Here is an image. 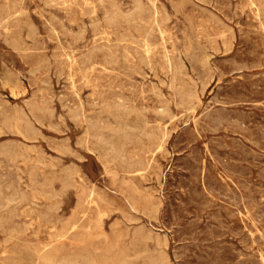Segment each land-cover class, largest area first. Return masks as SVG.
Listing matches in <instances>:
<instances>
[{
	"label": "rangeland",
	"instance_id": "374dc122",
	"mask_svg": "<svg viewBox=\"0 0 264 264\" xmlns=\"http://www.w3.org/2000/svg\"><path fill=\"white\" fill-rule=\"evenodd\" d=\"M5 1L0 0V162L2 160L4 161L0 163V178H1L0 181L2 180V182H0L1 183L0 199L1 196L3 195L2 196L3 198L0 200V207L2 208V209L0 208V222L1 219L5 220L1 222L5 225L3 224L1 225L0 223L1 226L0 228V262L1 263L0 264H47L46 261L38 260L37 258V255L39 253H42V250L43 253L45 251L48 252V250H50L49 251L50 253L52 252L53 261L51 263L49 262L48 264H58L59 262L61 263L63 260L67 258V256L68 258L70 257L69 259H71L72 257L71 260H74L73 263H75L76 261V263L79 262L78 264H82V263L95 264L96 262H98V260H101L106 256L111 257L113 255V253H106L105 251H103L104 250L103 247L108 242L114 241L115 237L113 231H115V229L117 230V228H119L118 231L120 230L122 234L118 240L119 243L118 249L122 250L127 258V262L125 264H146V262H148V259L150 257L157 258L160 255V253L164 251L166 252V254L168 253L167 256L169 259V264H185V263L203 264V262H205L204 264L206 263L217 264L218 261H220L218 264H222V263L223 264H230V263L231 264L233 263L234 264H264L263 261L264 260V252H263L264 251L263 250L264 249V237H263L264 236L263 233L264 232V224H263L264 223V208H263L264 207V194H263L264 193V181H263L264 180V136H263L264 134V77H263L264 76L263 73L264 72V31H263L264 30L263 29L264 0H210V1L208 0H67V1L53 0L55 2H53L52 0H47L48 2L46 0H23V1L5 0ZM15 1L18 3H16ZM49 2L52 3L49 4ZM15 3L17 5H15ZM67 3L68 5L70 3L72 4L68 6ZM138 3H140L141 6L143 7L142 19L134 18L137 9L136 5ZM1 5L3 8L1 7ZM153 5L156 6L158 11L157 16H158L159 26L153 24V16L151 15V10L153 8ZM49 11L52 12V15ZM117 11H120L123 14L129 13L133 15V18L131 16L130 18L126 19V17H123L121 15H115L117 18L111 21V15L112 14L114 15ZM47 12H49L50 15ZM237 12L238 15H236ZM15 14L16 16H18L17 19L15 18L16 16H14ZM50 17H52V19ZM54 17L56 19L58 18L57 20L58 22ZM147 17L149 18L147 19ZM11 18H13V21L16 19V21L13 22ZM59 18L62 21L59 20ZM11 21L15 24H13ZM23 21L28 23V25ZM134 21L136 23L138 21V23L136 24ZM61 22L64 24V26ZM109 23H111L113 29L111 28V25ZM140 25L142 26L139 27ZM144 25L148 27V28L146 27L148 32L150 30L152 34H154L152 35L151 39L153 42H155L154 43L155 46H154V52L151 54L150 61L148 62L146 60L142 61L141 58L142 55L137 54L135 50L131 49L134 56H130L129 58H127V56L124 57L123 55H121L117 62L110 63V65L103 63L102 58L100 57L101 51L97 49L98 46L99 47L101 46L100 43L105 44L106 40L108 38L109 39L111 38L112 39V40L110 39L111 42H116L118 44L120 43L119 46H121L123 44H126V42H128V40L130 39L132 40L133 38L135 40L136 38L141 39V37L147 32L146 28L145 30L143 28L145 27ZM30 26L34 27L35 30L32 29V27ZM106 28L107 29L109 28L108 30L110 32L107 31ZM152 28L154 29V31ZM19 29L21 31H19ZM59 29H61L63 32L59 31ZM193 29H195L196 31ZM111 30L114 31L116 30V32H113ZM83 31L85 32L83 33ZM113 33H115L116 36L113 35ZM122 33H123L122 35L123 37L121 36ZM35 34L37 35V37L35 36ZM78 34L79 36H77ZM124 34L126 36H124ZM31 35L32 36L34 35L35 37L34 38L31 37ZM48 35L51 36L49 37ZM64 35L66 36L64 37ZM59 38H61L62 40ZM38 39L40 43L38 42ZM98 39L101 40L99 41ZM96 40L99 43H97ZM33 42H37L35 43L37 47L33 44ZM14 44L15 45L17 44V47ZM41 44L43 46L45 45L44 46L45 50L44 48H41L43 47L40 46ZM93 44L95 47L93 46ZM63 45H65V47ZM57 46H59L60 49L59 48L56 49ZM67 46L69 47L68 49H66ZM190 47L191 48L193 47L194 50L191 49ZM91 48L99 52L98 57L94 59V61L97 62L94 63V66H92L93 64L91 62L83 60L85 59L84 53L87 54L90 50H92ZM41 49L43 51H41ZM77 49L78 51H76ZM121 52L123 51L121 50ZM166 55L168 56L170 55L175 58V61L177 62L178 65L176 71L172 72V70H170V68L166 66V62H165ZM76 58L78 63L76 62L70 65V61ZM120 61L123 63H121ZM208 61L210 62L208 63ZM59 62L60 63L62 62L61 65L63 64V68L65 67L64 69H62L63 71H61ZM65 62L67 65L65 64ZM229 62L231 63V65ZM253 62H258V63L256 64ZM82 63L84 65H82ZM78 64L82 66H79ZM127 66H129L130 68ZM81 67L86 70H83ZM124 67L125 69L126 68L128 69L125 70ZM120 68H122L123 70ZM82 70L85 71V73L81 72ZM196 70L199 71L197 72ZM34 72L35 74H33ZM156 72L158 73V75L155 74ZM221 72L222 74H220ZM7 74L9 75L8 77ZM211 74L212 77L210 76ZM83 75L86 76V78L88 79L87 80L84 77L85 82L82 77ZM203 75H205L204 78H202ZM10 76L13 78L16 77L17 79H19V81H21V83L24 86L27 87L25 94L16 98L13 97L11 94H9L5 86H3V81H5ZM73 77H74V82H73ZM218 77L220 78V80H218L219 79ZM261 77L263 78L261 79ZM28 78H30L31 80ZM195 79L197 80L196 82ZM43 80L49 83L45 81L43 82ZM251 82L253 84H251ZM204 83L206 84V86ZM36 89H39L40 91L39 90L36 91ZM46 89H48V91ZM163 92H165V94H163ZM158 93L159 94L161 93L160 94L161 96L158 95ZM67 94H69V96ZM76 94L79 96H77ZM184 94L186 95L188 94L189 96L186 97V95L184 96ZM80 96L83 98V100ZM145 96L147 97V99ZM148 96L150 99L148 98ZM225 96L228 97L225 98ZM249 97L251 98V101ZM73 98L78 99V101L76 99L74 100ZM119 98H122L120 100H122L123 102L122 106L120 105L118 106L119 108L118 112L122 113L123 122L125 121V123H128L129 120V124L131 123L130 125L137 126V124L139 123L137 127L141 128L140 127L141 124V126H143L142 128H144L145 122L148 121V123L146 124L147 128L153 125L152 127L154 128L156 127V129L160 130V128H162V130L165 131V133L168 132L167 141H166L167 136L165 135L164 137L165 142H163L161 148L157 150L154 149L153 152L149 151L146 153L145 162L147 164L145 163L142 168L140 166H137V164L134 165L136 169L132 165L131 167H128L126 165L128 167L126 168L124 167L125 163L123 164L119 159L114 160L115 162L118 163L112 161V163L114 162L115 166L110 164L109 167L107 166V168H105L102 164V161L99 158H97L98 156L95 153H91L90 151L82 147V145L79 143L80 137L84 136L85 131L87 130L89 125H90L89 129L91 133L94 132V130L98 126L100 128L102 127V130L108 131V129L105 128H109L111 123L115 121V118L112 116H108L106 114V110L104 112V109H106L108 106H111L113 104H119L118 103L120 101ZM137 99L139 100L137 101ZM141 100H142V104H141ZM46 102H48L49 105ZM209 103L211 106L209 105ZM34 104L37 107L34 106ZM43 104L49 107L47 108ZM50 104H51V108L52 107L54 108L51 109ZM42 106L44 108H42ZM31 107L33 108L35 107V110L32 108L35 113L32 112V110H30ZM101 107L102 108L105 107V108L102 109ZM162 107L167 108L170 112L167 110H165V112H160ZM211 107H214L212 109L214 112L210 110ZM99 108L101 110H99ZM47 109L48 110L50 109L49 112ZM221 109L223 112L221 111ZM235 109H237L239 112H237V110ZM99 111L101 114L99 113ZM72 112L73 114H71ZM77 112L79 113L77 114ZM51 113L53 114V116ZM74 113H76L77 115L75 116ZM35 114L38 117H40L43 121L42 125L39 124L38 122H36L37 124H35L37 130L41 132V135H39L38 138L30 136L28 130H25L27 127V122L29 120H33L35 118L33 117ZM70 115L72 116L74 115L77 121L74 118H71L72 116ZM48 116L49 118L51 117L54 119H49ZM89 117L93 119H90ZM94 117L98 118L97 121ZM99 117H101L102 119ZM85 118L88 119L90 122ZM232 119L233 121H231ZM132 120H134L133 122L135 124L132 122ZM139 121L141 122L145 121V122L143 124ZM16 122L18 123L19 131L15 126ZM91 122H93V125L91 124ZM97 122H100L99 125ZM108 122H110V124H107ZM50 123L59 124V125H55V124L53 125L60 130H56L52 127H49L48 124ZM219 124L221 125L219 126ZM185 125L187 126L185 127ZM198 125L199 128L197 127ZM233 126H235V128ZM20 129L23 131V133L22 131H20ZM61 129H63V131ZM134 131L135 133H137V129ZM180 137L182 139H180ZM7 141L8 143L10 142L11 144L9 143L10 145H8ZM22 142H24V144ZM58 142H60V144L62 142L68 145L69 148L64 150L65 153L63 152L61 153L58 150H56ZM214 142H216V144ZM3 146L4 147L6 146L8 148V151H6L7 150L6 147L4 148ZM127 146H128L127 150L130 152V155H133L137 151L140 154H142L141 152L142 150L139 149L138 147L139 145H137L136 143H132L131 145L130 143H128ZM238 146L239 147L243 146L241 147L242 150ZM213 148L217 149L218 151L213 150ZM2 150L5 151V153ZM189 151H191V154H189L190 153ZM75 153L77 155L78 154L80 155L77 156L75 155ZM226 155L229 157H226ZM256 155L258 156L256 157ZM178 156L179 157L182 156V157L178 158ZM196 157H198L199 160H197ZM53 159L56 162H54ZM59 159L60 162L58 161ZM197 161L198 163L200 162L202 164L200 163L198 164ZM58 162L59 165H57ZM152 162L156 167L152 165L153 164ZM44 163H47V165L46 164L43 165ZM194 163L195 164L197 163L196 166L194 165ZM219 163L221 164L223 163V166ZM21 164L23 165V167ZM74 164H77V166ZM184 164L185 165L188 164L189 166L188 165L185 166ZM60 165H62V167ZM158 165H160L161 167ZM70 167L72 169H70ZM23 168L26 170V172H23L25 171ZM33 168L36 169L34 170ZM130 168H133L131 169L132 171L129 170ZM152 168L154 170H152ZM157 168L158 170H156ZM191 168H193V170ZM145 169H150L149 170L150 172H148V170H146L147 172H145ZM205 169L206 171H204ZM191 170L193 171V174ZM31 171L34 172L35 175H33V173L31 175L30 174ZM46 171L48 172V174ZM71 171L72 172L74 171L73 177ZM113 171L115 173L114 175L112 173ZM127 171H129L131 174L128 173ZM70 172L71 174H69ZM230 172L231 174L229 175ZM77 174L79 175V177ZM210 174L213 178L210 176ZM29 175H31L32 177ZM53 175L54 176L56 175L55 176L56 178H52ZM66 175H70V176H66ZM65 176L66 178H64ZM33 178H35L36 180H34ZM58 178H60V180ZM132 178H134L133 180L134 182L132 181ZM74 179H76V181L80 185H77ZM67 180L68 181L70 180L69 183L66 182ZM45 181L48 184L49 183L50 184L49 185L46 184ZM84 182L86 184H84ZM28 183L30 186L28 185ZM66 183L70 186H68ZM9 184H11V187L14 188L12 189L10 186H8ZM25 184L30 188H28ZM42 184L43 186L45 185V187H43ZM51 184L54 185L52 186ZM64 184H66L67 186L64 187ZM130 184L137 189L139 195L141 196L149 195L151 199L154 200V202H156L157 210L153 216L149 217L148 214L146 215L141 209H139V211H135L131 208L129 202H127L126 200L127 186H129ZM32 187L33 189H31ZM61 187L67 189L68 192L67 190L65 191ZM86 187L88 188V190L86 189ZM97 187H99L100 189ZM219 187L220 189L222 188L221 189L222 191L219 189ZM157 188L159 191L157 190ZM234 188L236 189L233 190ZM1 189L4 190L2 191ZM61 189L63 192L61 191ZM90 189H94V190L96 189L95 191L98 190V192L104 195V199L98 200L99 201L98 205L94 203H90V205H92L93 208H91L88 211H84L88 205V202L87 201L81 202L80 200H78L79 198H77V195L78 192L79 193L84 192L86 197L88 192H90ZM186 189L187 191H185ZM52 190L54 191L52 192ZM207 190L208 192L209 191L210 192L208 193ZM35 191H37L38 193H36ZM213 191H215L214 194ZM21 193L24 194L26 197L24 195H21ZM82 193H80L79 196ZM223 193L225 194L221 195ZM39 194L41 195L44 194V195L39 196ZM106 194H108V196H106ZM226 194L229 196L227 197ZM243 195L247 196V198L244 197ZM8 196L10 198H8ZM16 196L19 197L17 198ZM23 197L24 199H22ZM45 198L46 200L47 198L49 200L46 201ZM86 199H88V197ZM138 199L139 202L141 203L139 197ZM254 200L255 202H253ZM1 201H3V203H1ZM7 202L9 203L7 204ZM20 202H22L23 204ZM181 202L182 203L185 202V204L184 203L182 204ZM33 203L36 204L34 205ZM16 204H20V206ZM38 204L40 206L39 210L37 208L38 206H36ZM50 205L52 206L54 205V206L52 207ZM77 205L80 206L77 208L76 207ZM199 205L202 206V209L200 208L201 206ZM140 206L142 207V204H140ZM239 206L240 208L238 209ZM42 207L44 211L41 210ZM214 207L215 208L217 207L216 208L217 210ZM246 207L249 208V210ZM81 209L84 210H82L81 212ZM7 210L9 212H7ZM49 210L51 212H49ZM75 210L77 213L76 212L74 213ZM98 210L99 211L101 210L102 212V215L100 216L101 218L99 217ZM235 210L237 211L238 214L236 213ZM10 212L12 214H10ZM5 213L8 214L5 215ZM46 213L48 215H46ZM216 213H218V215ZM24 214L25 216H23ZM42 214L43 215L45 214L44 218ZM60 215H63L65 217ZM77 215H79L80 217L79 216L77 217ZM256 215L257 217H255ZM216 216L217 218L219 216V218L217 219ZM10 221L12 222L13 225L11 224ZM5 222H7L8 225L10 226L6 227L7 223ZM70 222H72V224H70ZM99 223H101V228L104 234L100 233L101 232L100 228H98ZM82 224H84L86 227L83 226ZM19 225L20 226L22 225L21 226L22 229L20 228ZM142 226L145 228L143 229ZM38 227H41V230L40 228L38 229ZM5 229L8 230L5 231ZM44 229L47 231H44ZM65 229H67L66 231L68 233H64L66 232ZM140 229L143 231L145 230L147 231L148 229L151 231L153 230L154 232L152 231L151 233L153 234L155 241L154 238H150V239L148 238L146 241H141L135 238L134 231ZM49 233H51L50 236L48 235ZM76 233L79 234L80 236L75 237L77 235ZM82 233H83V237H82ZM59 235L63 237H60ZM158 235H160L159 236L160 239L167 238L166 243L168 245L167 244L164 245L163 249H161L162 247H160L159 245H156V239L158 238ZM197 236H199V238ZM207 237L209 238L207 239ZM219 237L221 238L220 240ZM31 239H33V241ZM147 242L149 245L146 244ZM98 244L101 245L98 246ZM198 244H200L201 246ZM147 247H149L150 249ZM36 248L42 250L39 251V249L36 250ZM155 249L157 253L159 252L158 253L159 255L155 252ZM203 249L207 251L209 250L208 253L207 251H203ZM72 252L75 254H73ZM77 252L79 253V255L77 254ZM86 252L88 253V255L86 254ZM69 253H72V255L71 254L69 255ZM140 253L142 255H140ZM63 254L64 255L66 254V256H63ZM181 255L182 258H180ZM200 255L202 257H200ZM31 256L33 257L32 259ZM183 256L185 259L183 258ZM84 258H88V259L86 260ZM144 258L147 259L144 260ZM90 259H92V261H90ZM143 261L146 262L143 263ZM181 261L184 262L182 263Z\"/></svg>",
	"mask_w": 264,
	"mask_h": 264
},
{
	"label": "bare ground",
	"instance_id": "6f19581e",
	"mask_svg": "<svg viewBox=\"0 0 264 264\" xmlns=\"http://www.w3.org/2000/svg\"><path fill=\"white\" fill-rule=\"evenodd\" d=\"M5 1V0H4ZM21 1H23V0H21ZM47 1V0H46ZM53 1V0H52ZM67 1V0H66ZM208 1H210V0H208ZM5 2H7V1H5ZM5 2H3V3H5ZM12 2V1H11ZM16 2V1H15ZM48 2V1H47ZM53 2H55V1H53ZM65 2V1H64ZM16 3H18V2H16ZM15 3V5H17ZM52 3V2H51ZM50 2H49V4H51ZM194 3H196V2H194ZM2 4V3H1ZM7 4V3H6ZM70 4H72V3H70ZM69 4V5H70ZM4 5V4H3ZM10 5V4H9ZM20 5V4H19ZM57 5H58V2H57ZM57 5H55V6H57ZM67 5H68V3H67ZM68 5V6H69ZM6 6V5H5ZM4 6V7H5ZM21 6V5H20ZM46 6H49V5H46ZM64 6H66V5H64ZM67 6V7H68ZM79 6V5H78ZM149 6V5H148ZM1 7H2V5H1ZM13 7V6H12ZM59 7H62V6H59ZM58 7V8H59ZM136 7H137V9H136V14L134 15V18H140V19H142V11H143V7L141 6V4L140 3H138L137 5H136ZM166 7V6H165ZM199 7H202V6H199ZM256 7H258V6H256ZM3 8V7H2ZM1 8V9H2ZM16 8V7H15ZM14 9V8H13ZM26 9V8H25ZM4 10V9H3ZM167 10V9H166ZM9 11V10H8ZM44 11V10H43ZM209 11V10H208ZM7 12V11H6ZM19 12H20V10H19ZM24 12V11H23ZM27 12H28V10H27ZM46 12V11H45ZM50 12V11H49ZM47 12L49 15H50V13H51V15H52V12ZM68 12V11H67ZM242 12V11H241ZM42 13V12H41ZM149 13V12H148ZM167 13V12H166ZM253 13V12H252ZM259 13V12H258ZM9 14V13H8ZM17 14V13H16ZM16 14L14 15V16H16ZM19 14V13H18ZM29 14V13H28ZM157 14H158V11H157V8H156V6H154L153 5V8H152V10H151V15L153 16V24H155V25H157V26H159V21H158V16H157ZM212 14H214V13H212ZM24 15H25V13H24ZM115 15H121V16H123V17H126V19H128V18H130L131 16H132V18H133V15H131V14H129V13H125V14H123V13H121L120 11H117L114 15L112 14L111 15V21L112 20H115V18H117ZM168 15V14H167ZM166 15V16H167ZM236 15H238V12H237V14ZM240 15V14H239ZM2 16V15H1ZM5 16V15H4ZM20 16H21V13H20ZM27 16V15H26ZM29 16V15H28ZM53 16H56V15H53ZM8 17V16H7ZM58 17V16H57ZM169 17V16H168ZM214 17H217V16H214ZM16 19L18 18V16H16L15 17ZM20 18V17H19ZM51 19H52V17H50ZM55 18V17H54ZM144 18V17H143ZM149 17H147V19H148ZM12 19V21H13V18H11ZM16 19L14 20V21H16ZM24 19V18H23ZM28 19V18H27ZM56 19V18H55ZM106 19V18H105ZM145 19H146V17H145ZM170 19V18H169ZM6 20V19H5ZM4 20V21H5ZM20 20V19H19ZM22 20V19H21ZM54 20V19H53ZM58 20V18L56 19V21ZM59 20H61L60 18H59ZM11 21V22H12ZM13 21V22H14ZM26 21V20H25ZM49 21V20H48ZM47 21V22H48ZM52 21V20H51ZM62 21V20H61ZM81 21V20H80ZM12 22V23H13ZM24 22V21H23ZM22 22V23H23ZM28 22H29V20H28ZM58 22V21H57ZM70 22H72V21H70ZM135 22V21H134ZM260 22V21H259ZM24 23H26V22H24ZM51 23V22H50ZM62 23V22H61ZM85 23V22H84ZM100 23V22H99ZM98 23V24H99ZM136 23V22H135ZM137 23H138V21H137ZM136 23V24H137ZM238 23V22H237ZM13 24H15V23H13ZM27 25H28V23H26ZM36 24V23H35ZM34 24V25H35ZM49 24V23H48ZM59 24H60V21H59ZM63 24V23H62ZM86 24V23H85ZM92 24V23H91ZM110 25H111V23H109ZM129 24V23H128ZM139 24H140V22H139ZM25 25V24H24ZM31 25V24H30ZM93 25V24H92ZM17 26H18V23H17ZM36 26V25H35ZM53 26V25H52ZM63 26H64V24H63ZM136 26V25H135ZM142 25H140L139 27H141ZM145 26V25H144ZM238 26V25H237ZM21 27H22V25H21ZM30 27H32V26H30ZM38 27V26H37ZM54 27V26H53ZM66 27V26H65ZM94 27H95V25H94ZM106 27H108V26H106ZM130 27V26H129ZM138 27V26H137ZM147 26H145V27H143L144 28V30H145V28H146ZM192 27V26H191ZM248 27V26H247ZM7 28H9V27H7ZM16 28V27H15ZM18 28V27H17ZM63 28V27H62ZM97 28V27H96ZM111 28H112V25H111ZM110 28V29H111ZM148 28V27H147ZM147 28H146V30H147ZM163 28H164V26H163ZM6 29V28H5ZM32 29H34V27H32ZM37 29V28H36ZM39 29V28H38ZM85 29V28H84ZM107 29V28H106ZM109 29V28H108ZM107 29V31H109ZM113 29V28H112ZM138 29V28H137ZM153 29V28H152ZM160 29V28H159ZM206 29V28H205ZM255 29V28H254ZM258 29V28H257ZM259 29H261V28H259ZM263 29H264V27H263ZM262 29V30H263ZM35 30V29H34ZM54 30H55V28H54ZM193 30H195V29H193ZM231 30V29H230ZM19 31H21L20 29H19ZM29 31V30H28ZM31 31V30H30ZM33 31V30H32ZM39 31V30H38ZM49 31V30H48ZM57 31V30H56ZM59 31H61V32H63L61 29H59ZM111 31H113V32H116V30L114 31V30H111ZM153 31H154V29H153ZM196 31V30H195ZM200 31H202V30H200ZM228 31V30H227ZM264 31V30H263ZM34 32V31H33ZM36 32H37V30H36ZM68 32H71V31H68ZM73 32V31H72ZM82 32V31H81ZM85 31H83V33H84ZM101 32V31H100ZM104 32V31H103ZM103 32H102V34H103ZM110 32V31H109ZM234 32V31H233ZM35 33V32H34ZM39 33V32H38ZM57 33V32H56ZM65 33V32H64ZM63 33V34H64ZM83 33H82V35H83ZM95 33V32H94ZM163 33V32H162ZM207 33V32H206ZM61 34V33H60ZM66 34V33H65ZM68 34H70V33H68ZM96 34V33H95ZM107 34H109V33H107ZM39 35V34H38ZM57 35V34H56ZM62 35V34H61ZM113 35H115V33H113ZM123 35V33L121 34V36ZM152 35H154V34H152V32L149 30V32H148V30H147V32L141 37V39H138V38H136V40L133 38V40L132 39H130V40H128V42H126V44H123V45H121V46H119V44L118 43H116V42H111L110 41V39L108 38L107 40H106V43L105 44H101L100 43V47L98 46V50L99 51H101V55H100V57L102 58V61H103V63L104 64H109L110 65V63H114V62H117L118 60H119V58H120V56L121 55H123L124 57H126L127 56V58H129L130 56H134V54L132 53V50L131 49H133V50H135V52L137 53V54H141L142 56H141V58H142V61H144V60H146L147 62L148 61H150V58H151V54L154 52V43L155 42H153L152 41ZM162 35V34H161ZM177 35V34H176ZM35 36L37 37V35L35 34ZM34 35L32 36L31 35V37H35ZM49 36V35H48ZM51 36V35H50ZM49 36V37H50ZM63 36V35H62ZM66 35H64V37H65ZM74 36V35H73ZM77 36H79V34L77 35ZM110 36V35H109ZM116 36V35H115ZM124 36H126L125 34H124ZM248 36V35H247ZM56 37V36H55ZM61 37V36H60ZM75 37V36H74ZM81 37V36H80ZM95 37V36H94ZM101 37V36H100ZM107 37V36H106ZM123 37V36H122ZM177 37V36H176ZM33 38H31V39H33ZM39 38V37H38ZM51 38H53V37H51ZM63 38V37H62ZM83 38V37H82ZM102 38V37H101ZM125 38V37H124ZM123 38V39H124ZM42 39V38H41ZM59 39H61V38H59ZM59 39H57V40H59ZM103 39V38H102ZM128 39H129V36H128ZM162 39H164V38H162ZM37 40V39H36ZM50 40V39H49ZM54 40V39H53ZM62 40V39H61ZM81 40V39H80ZM95 40V39H94ZM99 40V39H98ZM101 40V39H100ZM99 40V41H100ZM105 40V39H104ZM112 40V39H111ZM125 40V39H124ZM114 41V40H113ZM121 41V40H120ZM123 41V40H122ZM126 41V40H125ZM164 41V40H163ZM9 42V41H8ZM15 42H16V40H15ZM26 42V41H25ZM38 42H39V39H38ZM96 42H97V40H96ZM103 42V41H102ZM105 42V41H104ZM118 42V41H117ZM28 43V42H27ZM35 43H37V42H33V44L36 46V44ZM40 43V42H39ZM66 43V42H65ZM97 43H99V42H97ZM58 44H60V43H58ZM70 44V43H69ZM15 45V44H14ZM96 45V44H95ZM164 45H165V43H164ZM16 47H17V44L15 45ZM40 46H43L42 44L40 45ZM45 46V45H44ZM44 46L43 47H41V48H44ZM64 47H65V45H63ZM63 46H61V47H63ZM92 46V45H91ZM93 46H94V44H93ZM191 46V45H190ZM19 47V46H18ZM37 47V46H36ZM39 47V46H38ZM72 47V46H71ZM95 47V46H94ZM259 47V46H258ZM59 48V46H57V48L56 49H58ZM69 47L67 46V48L66 49H68ZM88 48V47H87ZM157 48H158V46H157ZM166 48V47H165ZM191 48V47H190ZM55 49V48H54ZM53 49V50H54ZM60 49V48H59ZM62 49V48H61ZM73 49V48H72ZM92 49V48H91ZM96 49V48H95ZM191 49H193V47L191 48ZM17 50H18V48H17ZM20 50H21V47H20ZM32 50V49H31ZM34 50V49H33ZM44 50H45V48H44ZM121 50L123 51V52H121ZM194 50V49H193ZM240 50V49H239ZM242 50V49H241ZM36 51V50H35ZM41 51H43L42 49H41ZM73 51V50H72ZM76 51H78V49L76 50ZM88 51H89V49H88ZM87 51V52H88ZM218 51V50H217ZM224 51H226V50H224ZM39 52H40V50H39ZM45 52V51H44ZM166 52V51H165ZM253 52V51H252ZM255 52V51H254ZM98 51H95V50H90L87 54H85L84 53V57H85V59H83L84 61H88V62H91L93 65L92 66H94V63H97V62H95L94 61V59H96V57H98ZM168 53V52H167ZM163 54V53H162ZM237 54V53H236ZM68 55V54H67ZM83 55V54H82ZM136 55V54H135ZM180 55V54H179ZM262 56V55H261ZM68 58V57H67ZM82 58V57H81ZM188 58V57H187ZM232 58H234V57H232ZM181 59V58H180ZM203 59V58H202ZM236 59V58H235ZM62 60V59H61ZM60 60V61H61ZM80 60V59H79ZM122 60V59H121ZM56 61V60H55ZM68 61V60H67ZM218 61V60H217ZM78 63V61H77V58L76 59H72L71 61H70V65L72 64V63ZM121 62V61H120ZM119 62V63H120ZM165 62H166V66H168L169 68H170V70H172V72H174V71H176L177 70V68H178V65H177V62L175 61V58L174 57H172V56H168V55H166L165 56ZM210 61H208V63H209ZM60 63V62H59ZM62 63V62H61ZM61 63H60V68H61V71H63L62 69H64L63 68V64L61 65ZM121 63H123V62H121ZM145 63V62H144ZM230 63V62H229ZM232 63H233V60H232ZM253 63H258V62H253ZM65 64H66V62H65ZM87 64V63H86ZM103 64V65H104ZM117 64V63H116ZM184 64V63H183ZM243 64H244V62H243ZM67 65V64H66ZM79 65V64H78ZM82 65H84L83 63H82ZM82 65H79V66H82ZM88 65V64H87ZM99 65H100V63H99ZM114 65V64H113ZM118 65V64H117ZM116 65V66H117ZM211 65V64H210ZM230 65H231V63H230ZM237 65V64H236ZM240 65H241V63H240ZM260 65V64H259ZM78 66V67H79ZM91 66V67H92ZM112 66V65H111ZM187 66V65H186ZM212 66V65H211ZM248 66V65H247ZM255 66H257V65H255ZM261 66V65H260ZM107 67H109V66H107ZM127 67H129V66H127ZM82 68V67H81ZM89 68V67H88ZM130 68V67H129ZM223 68V67H222ZM244 68V67H243ZM249 68V67H248ZM83 69V68H82ZM113 69V68H112ZM120 69H122V68H120ZM119 69V70H120ZM124 69H125V67H124ZM126 69H128V68H126ZM125 69V70H126ZM134 69H136V68H134ZM141 69V68H140ZM216 69V68H215ZM70 70H71V68H70ZM83 70H86V69H83ZM81 71V72H84L85 73V71ZM89 70V69H88ZM110 70V69H109ZM123 70V69H122ZM125 70H124V72H125ZM145 70V69H144ZM222 70H224V69H222ZM231 70V69H230ZM36 71V70H35ZM50 71V70H49ZM91 71V70H90ZM113 71V70H112ZM197 72L199 71V70H196ZM15 72V71H14ZM33 72V71H32ZM66 72V71H65ZM71 72V71H70ZM121 72V71H120ZM10 73V72H9ZM63 73V72H62ZM187 73V72H186ZM264 73V72H263ZM12 74V73H11ZM33 74H35V72L33 73ZM140 74V73H139ZM155 74H157L158 75V73L156 72ZM189 74V73H188ZM201 74V73H200ZM205 74V73H204ZM219 74V73H218ZM220 74H222V72L220 73ZM59 75V74H58ZM60 75H62V74H60ZM225 75V74H224ZM261 75V74H260ZM260 75H259V77H260ZM263 75V74H262ZM9 75L7 74V77H8ZM35 76V75H34ZM76 76V75H75ZM198 76H199V74H198ZM204 76L205 75H203V77L202 78H204ZM211 77H212V74L210 75ZM209 76V77H210ZM6 77V78H7ZM13 77H14V75H13ZM13 77H9V78H7L5 81H3V86H5V88L7 89V91L9 92V94H11L13 97H19V96H21V95H23V94H25V92H26V90H27V87L26 86H24L22 83H21V81H19V79H17L16 77L15 78H13ZM69 77V76H68ZM71 77H72V75H71ZM83 77V80H84V77L86 78V76H82ZM88 77V76H87ZM220 77V76H219ZM218 77V78H219ZM258 77V78H259ZM264 77V76H263ZM263 77H261V79L263 78ZM201 78V77H200ZM28 79H30V78H28ZM67 79V78H66ZM69 79V78H68ZM87 79V78H86ZM90 79V78H89ZM31 80V79H30ZM29 80V81H30ZM41 80V79H40ZM52 80V79H51ZM88 80V79H87ZM86 80V81H87ZM218 80H220V78L218 79ZM250 80V79H249ZM45 80H43V82H44ZM70 81V80H69ZM197 80L195 79V82H196ZM203 81V80H202ZM208 81H209V79H208ZM42 82V81H41ZM42 82V83H43ZM45 82H47V81H45ZM73 82H74V77H73ZM84 82H85V80H84ZM227 82H229V81H227ZM47 83H49V82H47ZM171 83V82H170ZM203 83V82H202ZM253 83H254V81H253ZM252 82H251V84H253ZM256 83V82H255ZM64 84V83H63ZM94 84V83H93ZM164 84V83H163ZM169 84V83H168ZM205 84V83H204ZM228 84H230V83H228ZM53 85V84H52ZM80 85V84H79ZM146 85V84H145ZM154 85V84H153ZM250 85V84H249ZM76 86V85H75ZM82 86H83V84H82ZM141 86V85H140ZM205 86H206V84H205ZM204 86V87H205ZM227 86V85H226ZM132 87V86H131ZM147 87H148V85H147ZM3 88V87H2ZM74 88V87H73ZM150 88V87H149ZM241 88V87H240ZM246 88V87H245ZM68 89V88H67ZM77 89V88H76ZM80 89H81V87H80ZM136 89H137V87H136ZM159 89V88H158ZM157 89V90H158ZM169 89H170V87H169ZM174 89V88H173ZM220 89H221V87H220ZM219 89V90H220ZM39 89H36V91H38ZM41 90H43V89H41ZM47 91H48V89H46ZM69 90V89H68ZM78 90V89H77ZM248 90V89H247ZM40 91V90H39ZM136 91V90H135ZM139 91V90H138ZM142 91V90H141ZM159 91V90H158ZM197 91V90H196ZM201 91H203V90H201ZM249 91V90H248ZM77 92V91H76ZM140 92V91H139ZM146 92V91H145ZM175 92V91H174ZM220 92V91H219ZM230 92V91H229ZM228 92V93H229ZM235 92V91H234ZM251 92V91H250ZM2 93V92H1ZM41 93V92H40ZM78 93V92H77ZM226 93V92H225ZM4 94V93H3ZM35 94V93H34ZM89 94V93H88ZM157 94V93H156ZM161 94V93H160ZM159 93H158V95H160ZM163 94H165V92H163ZM198 94H199V92H198ZM68 96H69V94H67ZM77 95V94H76ZM94 95V94H93ZM186 94H184V96H185ZM229 95V94H228ZM233 95V94H232ZM231 95V96H232ZM235 95V94H234ZM241 95V94H240ZM243 95V94H242ZM77 96H79V95H77ZM149 96H151V95H149ZM149 96H148V98H149ZM161 96V95H160ZM189 95L187 94L186 95V97H188ZM224 96V95H223ZM245 96H247V95H245ZM81 97V96H80ZM79 97V98H80ZM89 97V96H88ZM93 97V96H92ZM123 97V96H122ZM126 97V96H125ZM146 97V96H145ZM226 97H228V96H225V98ZM241 97V96H240ZM82 98V97H81ZM138 98V97H137ZM198 98V97H197ZM250 98V97H249ZM74 99V98H73ZM76 99V98H75ZM74 99V100H75ZM120 99H122V98H119V100ZM146 99H147V97H146ZM150 99V98H149ZM234 99V98H233ZM242 99V98H241ZM240 99V100H241ZM61 100V99H60ZM77 101H78V99H76ZM82 100H83V98H82ZM125 100V99H124ZM127 100V99H126ZM139 99H137V101H138ZM216 100V99H215ZM214 100V101H215ZM220 100V99H219ZM239 100V99H238ZM243 100V99H242ZM241 100V101H242ZM253 100V99H252ZM54 101V100H53ZM52 101V102H53ZM152 101V100H151ZM250 101H251V98H250ZM84 102V101H83ZM90 102V101H89ZM132 102V101H131ZM135 102V101H134ZM216 102V101H215ZM231 102V101H230ZM245 102V101H244ZM46 103H48V102H46ZM80 103H81V101H80ZM119 104H113V105H111V106H108L106 109H104L105 107H101L102 109H104V112H105V110H106V114L108 115V116H112V117H114L115 118V121L113 122V123H111V125H110V127L109 128H105V129H108V131H106V130H102V127L100 128L99 126V128L97 127L95 130H94V132H90V129H89V127H90V125H89V127L87 128V130L85 131V134H84V136H82V137H80V139H79V143L82 145V147H84L85 149H87L88 151H90L91 153H95L98 157L97 158H99L101 161H102V164H103V166L105 167V168H107V166L109 167V165L110 164H112V165H114L115 166V164H114V160L115 159H119L125 166L124 167H126V168H128V167H131V165L132 166H134V165H136L137 164V166H140L141 168L144 166V164L146 163L145 161V156H146V153L147 152H149V151H151V152H153L154 151V149H159V148H161L162 147V144H163V142H165L164 141V137H165V135L167 136V133L168 132H166L165 133V131H163L162 130V128H160V130L159 129H156V127L154 128V127H152V126H150L149 128H147V123H148V121H144L145 122V125H144V128H142L143 126H141V124H140V127L141 128H139V127H137L138 126V124H137V126H133V125H130L129 124V120H128V123H125V121L123 122V117H122V113H120V112H118L119 110V108H118V106L120 105V106H122L123 104V102H122V100H120L119 102H118ZM147 103V102H146ZM153 103H155V102H153ZM232 103V102H231ZM241 103V102H240ZM252 103V102H251ZM103 104V103H102ZM106 104V103H105ZM141 104H142V100H141ZM239 104V103H238ZM39 105V104H38ZM44 105V104H43ZM48 105H49V103H48ZM109 105V104H108ZM209 105H210V103H209ZM232 105V104H231ZM254 105V104H253ZM34 106H36L35 104H34ZM45 107H47V105H44ZM90 106V105H89ZM106 106V105H105ZM144 106V105H143ZM206 106V105H205ZM211 106V105H210ZM37 107V106H36ZM39 107V106H38ZM49 107V106H48ZM47 107V108H48ZM92 107V106H91ZM223 107V106H222ZM221 107V108H222ZM33 107H31V109L30 110H32V112H34L33 111V109L35 110V107L32 109ZM42 108H44L43 106H42ZM50 108H51V104H50ZM52 108H54V107H52ZM51 108V109H52ZM82 108V107H81ZM159 108V107H158ZM209 108V107H208ZM214 107H211V109L210 110H212ZM36 109H38V108H36ZM41 109V108H40ZM39 109V110H40ZM133 109V108H132ZM42 110H44V109H42ZM46 110V109H45ZM48 110V109H47ZM50 110V109H49ZM49 110H48V112H49ZM99 110H101L100 108H99ZM165 110H167V111H169L167 108H165V107H162L161 108V110H160V112H165ZM227 110V109H226ZM230 110H232V109H230ZM235 110H237V109H235ZM52 111V110H51ZM103 111V110H102ZM123 111V110H122ZM145 111V110H144ZM154 111V110H153ZM213 111V110H212ZM217 111V110H216ZM221 111H222V109H221ZM224 111H225V109H224ZM229 111V110H228ZM37 112H38V110H37ZM44 112V111H43ZM71 112V111H70ZM74 112V111H73ZM73 112L71 113V114H73ZM79 112H80V110H79ZM79 112H77V114L79 113ZM92 112V111H91ZM142 112V111H141ZM170 112V111H169ZM208 112V111H207ZM214 112V111H213ZM223 112V111H222ZM237 112H239L238 110H237ZM250 112V111H249ZM27 113V112H26ZM35 113V112H34ZM45 113V112H44ZM46 113H47V111H46ZM52 113H55V112H52ZM51 113V114H52ZM93 113V112H92ZM99 113H100V111H99ZM124 113V112H123ZM139 113V112H138ZM242 113V112H241ZM39 114V113H38ZM75 114V116L77 115L76 113H74ZM81 114H82V112H81ZM101 114V113H100ZM125 114V113H124ZM127 114V113H126ZM130 114H131V112H130ZM170 114V113H169ZM208 114V113H207ZM207 114H206V116H207ZM217 114V113H216ZM224 114V113H223ZM249 114V113H248ZM33 115V114H32ZM40 115H42V114H40ZM80 115V114H79ZM99 115V114H98ZM136 115H137V113H136ZM202 115V114H201ZM209 115V114H208ZM219 115V114H218ZM241 115V114H240ZM239 115V116H240ZM47 116V115H46ZM45 116V117H46ZM52 116H53V114H52ZM70 116H72V115H70ZM75 116L73 115L71 118H74L75 120H76V118H75ZM130 116V115H129ZM217 116V115H216ZM248 116H250V115H248ZM33 117H35L33 120H29L28 122H27V127H26V129L25 130H28V133L30 134V136H32V137H35V138H38L39 137V135H41V132L39 131V130H37V128H36V125L35 124H37L36 122H38L39 124H43V121H42V119L40 118V117H38L36 114L33 116ZM42 117V116H41ZM80 117V116H79ZM78 117V118H79ZM91 117V116H90ZM89 117V118H90ZM93 117V116H92ZM138 117V116H137ZM199 117V116H198ZM201 117V116H200ZM211 117V116H210ZM227 117V116H226ZM232 117V116H231ZM30 118V117H29ZM47 118V117H46ZM48 118H49V116H48ZM95 119H96V121H97V119L98 118H96V117H94ZM99 118H101V117H99ZM140 118V117H139ZM204 118H205V115H204ZM234 118V117H233ZM240 118H242V117H240ZM248 118H250V117H248ZM49 119H54V118H49ZM82 119V118H81ZM86 119V118H85ZM90 119H93V118H90ZM102 119V118H101ZM132 119V118H131ZM199 119V118H198ZM223 119V118H222ZM226 119V118H225ZM236 119V118H235ZM234 119V120H235ZM239 119V118H238ZM9 120V119H8ZM44 120V119H43ZM73 120V119H72ZM86 120H88V119H86ZM142 120V119H141ZM165 120V119H164ZM242 120V119H241ZM77 121V120H76ZM81 121V120H80ZM89 121V120H88ZM87 121V122H88ZM108 121H109V119H108ZM110 121H111V119H110ZM134 120H132V122H133ZM135 121H136V119H135ZM200 121V120H199ZM198 121V122H199ZM209 121V120H208ZM222 121V120H221ZM220 121V122H221ZM231 121H233V119L231 120ZM244 121V120H243ZM50 122H51V120H50ZM53 122V121H52ZM78 122H79V120H78ZM90 122V121H89ZM88 122V123H89ZM94 122V121H93ZM93 122H91V124L93 125ZM127 122V121H126ZM130 122H131V120H130ZM137 122H138V120H137ZM139 122H141V121H139ZM144 122H141V123H143L144 124ZM196 122V121H195ZM201 122V121H200ZM199 122V123H200ZM203 122V121H202ZM210 122H212V121H210ZM223 122V121H222ZM58 123V122H57ZM57 123H53V124H55V125H59V124H57ZM75 123V122H74ZM98 123V125H99V123L100 122H97ZM102 123V122H101ZM134 123V122H133ZM197 123V122H196ZM237 123V122H236ZM51 125H53L52 123H50ZM50 124H48V126L49 127H52V128H54V129H56V130H60V129H58L57 127H55L54 125L53 126H51ZM107 124H110V122H108ZM135 124V123H134ZM152 124V123H151ZM150 124V125H151ZM201 124V123H200ZM231 124V123H230ZM233 124V123H232ZM238 124V123H237ZM241 124V123H240ZM64 125V124H63ZM91 125V126H92ZM96 125V124H95ZM188 125V124H187ZM187 125H185V127L187 126ZM212 125V124H211ZM214 125V124H213ZM221 124H219V126H220ZM242 125V124H241ZM15 126L17 127V129H18V123L16 122L15 123ZM101 126V125H100ZM108 126V125H107ZM215 126V125H214ZM229 126V125H228ZM236 126V125H235ZM235 126H233L234 128H235ZM238 126V125H237ZM244 126V125H243ZM258 126H260V125H258ZM11 127V126H10ZM9 127V128H10ZM14 127V126H13ZM60 127V126H59ZM93 127H95V126H93ZM106 127V126H105ZM160 127V126H159ZM198 128H199V125L197 126ZM209 127V126H208ZM218 127V126H217ZM223 127V126H222ZM226 127V126H225ZM230 127V126H229ZM257 127V126H256ZM158 128V127H157ZM183 128V127H182ZM189 128V127H188ZM233 128V129H234ZM240 128V127H239ZM13 129V128H12ZM22 129V128H21ZM20 129V131H22ZM104 129V128H103ZM137 129V133H135V131L134 130H136ZM184 129V128H183ZM187 129V128H186ZM245 129V128H244ZM260 129V128H259ZM62 131H63V129H61ZM170 130V129H169ZM168 130V131H169ZM201 130V129H200ZM220 130H221V128H220ZM243 130V129H242ZM18 131H19V129H18ZM171 131V130H170ZM186 131V130H185ZM184 131V132H185ZM206 131V130H205ZM213 131V130H212ZM212 131H210V132H212ZM245 131V130H244ZM258 131V130H257ZM176 132V131H175ZM216 132V131H215ZM250 132V131H249ZM22 133H23V131H22ZM187 133V132H186ZM198 133V132H197ZM25 134V133H24ZM171 134V133H170ZM169 134V135H170ZM190 134V133H189ZM263 134V133H262ZM262 134H261V137H262ZM226 136V135H225ZM263 136H264V134H263ZM26 137V136H25ZM211 137H213V136H211ZM229 137V136H228ZM256 137V136H255ZM167 138H168V136L166 137V141H167ZM184 138V137H183ZM215 138V137H214ZM221 138H223V137H221ZM235 138V137H234ZM28 139V138H27ZM180 139H182L181 137H180ZM179 139V140H180ZM189 139V138H188ZM195 139H196V137H195ZM216 139H217V137H216ZM225 140V139H224ZM238 140V139H237ZM184 141V140H183ZM212 141V140H211ZM233 141V140H232ZM252 141V140H251ZM13 142V141H12ZM136 143L137 145H139L138 147H139V149L140 150H142L141 152H142V154H140L138 151L137 152H135L133 155H130V152L127 150V145H128V143H130V145L132 144V143ZM209 142H210V140H209ZM217 142V141H216ZM216 142H214L215 144H216ZM223 142V141H222ZM221 142V143H222ZM236 142V141H235ZM234 142V143H235ZM7 143H8V141H7ZM10 143V142H9ZM8 143V145H10ZM23 144H24V142H22ZM184 143V142H183ZM207 143H208V141H207ZM212 143V142H211ZM219 143V142H218ZM226 143V142H225ZM238 143V142H237ZM261 143V142H260ZM6 144V143H5ZM28 144V143H27ZM165 144V143H164ZM181 144V143H180ZM193 144V143H192ZM243 144V143H242ZM3 145V144H2ZM7 145V146H8ZM29 145H30V143H29ZM28 145V146H29ZM79 145V144H78ZM195 145V144H194ZM206 145V144H205ZM234 145V144H233ZM254 145V144H253ZM260 145V144H259ZM168 146V145H167ZM197 146V145H196ZM213 146V145H212ZM228 146V145H227ZM247 146V145H246ZM257 146V145H256ZM4 147V146H3ZM6 147V146H5ZM4 147V148H5ZM11 147V146H10ZM137 147V148H138ZM165 147V146H164ZM189 147V146H188ZM211 147V146H210ZM239 147V146H238ZM241 147H243V146H240L239 148L241 149ZM3 148V149H4ZM57 149L56 150H58L59 152H63V153H65L64 152V150H66V149H68L69 147H68V145L67 144H65V143H62L61 142V144H60V142H58L57 143V147H56ZM72 148V147H71ZM135 148H136V146H135ZM166 148V147H165ZM173 148V147H172ZM184 148V147H183ZM187 148V147H186ZM196 148V147H195ZM223 148V147H222ZM227 148V147H226ZM231 148H233V147H231ZM238 148V149H239ZM7 149V150H6ZM6 151H8V148L6 147ZM11 149H13V148H11ZM15 149V148H14ZM164 149V148H163ZM181 149V148H180ZM235 149V148H234ZM233 149V150H234ZM249 149V148H248ZM247 149V150H248ZM77 150V149H76ZM168 150V149H167ZM170 150V149H169ZM179 150V149H178ZM190 150V149H189ZM193 150V149H192ZM196 150V149H195ZM198 150V149H197ZM202 150V149H201ZM213 150H216V151H218L217 149H214L213 148ZM242 150V149H241ZM252 150V149H251ZM250 150V151H251ZM253 150H255V149H253ZM3 151V150H2ZM10 151V150H9ZM17 151V150H16ZM68 151H70V150H68ZM78 151V150H77ZM204 151V150H203ZM211 151V150H210ZM230 151H232V150H230ZM4 153H5V151H3ZM76 152V151H75ZM169 152V151H168ZM190 153L189 154H191V151H189ZM207 152V151H206ZM214 152V151H213ZM238 152V151H237ZM256 152V151H255ZM16 153V152H15ZM19 153V152H18ZM133 153V152H132ZM156 153V152H155ZM199 153V152H198ZM201 153V152H200ZM252 153V152H251ZM257 153V152H256ZM13 154V153H12ZM193 154V153H192ZM202 154V153H201ZM226 154V153H225ZM243 154H245V153H243ZM250 154V153H249ZM74 155V154H73ZM75 155H77L76 153H75ZM74 155V156H75ZM80 154H78L77 156H79ZM221 155V154H220ZM223 155V154H222ZM229 155V154H228ZM232 155V154H231ZM238 155V154H237ZM255 155V154H254ZM262 155V154H261ZM154 156H155V154H154ZM161 156H162V154H161ZM175 156V155H174ZM173 156V157H174ZM196 156V155H195ZM199 156V155H198ZM208 156V155H207ZM248 156V155H247ZM252 156V155H251ZM258 155H256V157H257ZM60 157V156H59ZM58 157V158H59ZM157 157V156H156ZM180 157H182V156H180ZM179 156H178V158H180ZM226 157H229V156H227L226 155ZM255 157V156H254ZM47 158V157H46ZM78 158V157H77ZM147 158V157H146ZM158 158V157H157ZM177 158V157H176ZM195 158V157H194ZM197 158V160H199L198 159V157H196ZM220 158H221V156H220ZM231 158V157H230ZM244 158V157H243ZM253 158V157H252ZM165 159V158H164ZM213 159V158H212ZM234 159V158H233ZM149 160V159H148ZM152 160V159H151ZM220 160V159H219ZM222 160V159H221ZM238 160V159H237ZM3 161V160H2ZM2 161L0 162V163H2ZM53 161H54V159H53ZM52 161V162H53ZM59 162H60V159L58 160ZM112 161H114L113 163H112ZM119 161V162H120ZM150 161V160H149ZM161 161V160H160ZM173 161V160H172ZM175 161V160H174ZM200 161H201V159H200ZM245 161V160H244ZM260 161V160H259ZM258 161V162H259ZM4 162V161H3ZM54 162H56V161H54ZM59 162H58V164L57 165H59ZM223 162V161H222ZM230 162V161H229ZM263 162V161H262ZM41 163V162H40ZM115 163H118V162H115ZM153 163V162H152ZM156 163H157V161H156ZM189 163H190V161H189ZM197 163H198V161H197ZM196 163V164H197ZM200 163V162H199ZM198 163V164H199ZM235 163V162H234ZM242 163V162H241ZM47 165V163H44L43 165ZM64 164V163H63ZM147 164V163H146ZM151 164V163H150ZM162 164V163H161ZM160 164V165H161ZM196 164L194 163V165L196 166ZM200 164H202V163H200ZM209 164V163H208ZM212 164V163H211ZM219 164H221V163H219ZM230 164V163H229ZM232 164V163H231ZM237 164V163H236ZM262 164V163H261ZM22 165V164H21ZM52 165V164H51ZM66 165V164H65ZM68 165V164H67ZM70 165V164H69ZM74 165H76L77 166V164H74ZM128 167H127V166ZM153 166H154V163L152 164ZM160 165H158V166H160ZM185 165V164H184ZM183 165V166H184ZM188 165V164H187ZM187 165H185V166H187ZM206 165V164H205ZM214 165V164H213ZM222 166H223V163L221 164ZM238 165H239V163H238ZM244 165V164H243ZM19 166V165H18ZM53 166V165H52ZM61 167H62V165H60ZM116 166H117V164H116ZM120 166H121V164H120ZM123 166V165H122ZM162 166V165H161ZM160 166V167H161ZM180 166V165H179ZM189 166V165H188ZM200 166V165H199ZM233 166H235V165H233ZM253 166V165H252ZM8 167V166H7ZM22 167H23V165H22ZM45 167V166H44ZM54 167H55V165H54ZM135 167V166H134ZM147 167V166H146ZM154 167H156V166H154ZM153 167V168H154ZM198 167V166H197ZM197 167H194V168H197ZM201 167V166H200ZM205 167H207V166H205ZM228 167V166H227ZM241 167V166H240ZM260 167V166H259ZM20 168V167H19ZM43 168V167H42ZM60 168V167H59ZM64 168H66V167H64ZM78 168V167H77ZM81 168V167H80ZM79 168V169H80ZM138 168V167H137ZM149 168V167H148ZM152 168V170H154ZM159 168V167H158ZM158 168L156 169V170H158ZM180 168V167H179ZM185 168V167H184ZM232 168H235V167H232ZM258 168V167H257ZM24 169V168H23ZM34 169V168H33ZM36 169V168H35ZM34 169V170H35ZM70 169H72L71 167H70ZM116 169V168H115ZM131 169H133V168H130L129 170H131ZM135 169H136V167H135ZM192 170H193V168H191ZM208 169V168H207ZM19 170H21V169H19ZM25 170V169H24ZM62 170V169H61ZM66 170V169H65ZM67 170H68V168H67ZM74 170V169H73ZM121 170V169H120ZM139 170V169H138ZM146 170H148V172H150L149 170L150 169H145V172H147ZM191 170V171H192ZM227 170V169H226ZM18 171V170H17ZM54 171V170H53ZM79 171V170H78ZM82 171V170H81ZM126 171V170H125ZM132 171V170H131ZM162 171V170H161ZM204 171H206V169L204 170ZM209 171V170H208ZM236 171V170H235ZM249 171H250V169H249ZM5 172V171H4ZM23 172H26V170L25 171H23ZM41 172H42V170H41ZM44 172V171H43ZM47 172V171H46ZM50 172V171H49ZM56 172V171H55ZM54 172V173H55ZM68 172V171H67ZM72 172V171H71ZM71 172L69 173V174H71ZM85 172V171H84ZM110 172H111V170H110ZM128 173H130L129 171H127ZM135 172H136V170H135ZM167 172V171H166ZM222 172V171H221ZM226 172V171H225ZM229 172V171H228ZM238 172V171H237ZM32 173H33V175H35L34 174V172H30V174L32 175ZM52 173V172H51ZM66 173V172H65ZM65 173H64V175H65ZM73 173H74V171L72 172V177H73ZM113 173V175L115 174L114 173V171L112 172ZM140 173H142V172H140ZM157 173H159V172H157ZM170 173V172H169ZM207 173V172H206ZM47 174H48V172H47ZM131 174V173H130ZM133 174V173H132ZM149 174V173H148ZM152 174V173H151ZM150 174V175H151ZM155 174V173H154ZM192 174H193V171H192ZM196 174V173H195ZM195 174H194V176H195ZM209 174V173H208ZM224 174V173H223ZM231 174V172L229 173V175ZM236 174V173H235ZM247 174H248V172H247ZM31 175H29V176H31ZM49 175H50V173H49ZM78 175V174H77ZM77 175H75V176H77ZM143 175V174H142ZM239 175V174H238ZM44 176H45V173H44ZM54 176V175H53ZM52 176V178H56L55 176L53 177ZM62 176V175H61ZM66 176H70V175H66ZM66 176L64 177V178H66ZM147 176V175H146ZM210 176H211V174H210ZM5 177V176H4ZM32 177V176H31ZM31 177H30V180H31ZM48 177V176H47ZM71 177V178H72ZM78 177H79V175H78ZM153 177V176H152ZM212 177V176H211ZM228 177V176H227ZM236 177V176H235ZM241 177V176H240ZM46 178V177H45ZM51 178V177H50ZM64 178H62V179H64ZM189 178V177H188ZM213 178V177H212ZM1 179V178H0ZM6 179V178H5ZM10 179V178H9ZM20 179V178H19ZM34 180H36L35 178H33ZM59 180H60V178H58ZM57 179V180H58ZM61 179V180H62ZM73 179V178H72ZM71 179V180H72ZM127 179V178H126ZM131 179V178H130ZM149 179V178H148ZM151 179H153V178H151ZM150 179V180H151ZM159 179V178H158ZM186 179V178H185ZM193 179V178H192ZM201 179V178H200ZM228 179V178H227ZM11 180V179H10ZM21 180V179H20ZM33 180V181H34ZM49 180V179H48ZM129 180V179H128ZM134 180V178H132V181ZM182 180V179H181ZM191 180V179H190ZM189 180V181H190ZM199 180V179H198ZM203 180V179H202ZM210 180V179H209ZM215 180V179H214ZM219 180V179H218ZM244 180V179H243ZM246 180V179H245ZM70 181V180H69ZM69 181L67 180L66 182H68L69 183ZM74 181H76V179H74ZM83 181H84V178H83ZM90 181V180H89ZM146 181V180H145ZM188 181V180H187ZM221 181V180H220ZM219 181V182H220ZM233 181V180H232ZM264 181V180H263ZM0 182H2V180L0 181ZM11 182V181H10ZM21 182V181H20ZM30 182V181H29ZM36 182V181H35ZM46 182V181H45ZM60 182H62V181H60ZM72 182V181H71ZM134 182V181H133ZM197 182V181H196ZM222 182V181H221ZM234 182V181H233ZM247 182V181H246ZM34 183V182H33ZM53 183H54V180H53ZM64 183V182H63ZM76 183H77V185H80L77 181H76ZM103 183V182H102ZM160 183V182H159ZM180 183H181V181H180ZM189 183H191V182H189ZM198 183V182H197ZM239 183V182H238ZM245 183V182H244ZM1 184V183H0ZM12 184V183H11ZM11 184H9L8 186H10L11 187ZM19 184V183H18ZM31 184V183H30ZM46 184H48L47 182H46ZM50 184V183H49ZM48 184V185H49ZM67 184V183H66ZM66 184H64V187L65 186H67ZM72 184V183H71ZM74 184V183H73ZM84 184H86L85 182H84ZM166 184V183H165ZM185 184V183H184ZM207 184V183H206ZM222 184H224V183H222ZM228 184V183H227ZM233 184V183H232ZM242 184H243V181H242ZM241 184V185H242ZM20 185V184H19ZM26 185V184H25ZM28 185H29V183H28ZM35 185V184H34ZM47 185V186H48ZM52 185V184H51ZM50 185V186H51ZM54 185V184H53ZM52 185V186H53ZM77 185H76V187H77ZM96 185V184H95ZM164 185V184H163ZM188 185H190V184H188ZM238 185V184H237ZM246 185H247V183H246ZM262 185V184H261ZM5 186V185H4ZM23 186V185H22ZM27 186V185H26ZM30 186V185H29ZM42 186H43V184H42ZM68 186H70V185H68ZM84 186H86V185H84ZM89 186V185H88ZM146 186V185H145ZM165 186V185H164ZM211 186V185H210ZM214 186V185H213ZM227 186V185H226ZM244 186V185H243ZM21 187V186H20ZM19 187V188H20ZM28 187V186H27ZM36 187V186H35ZM41 187V186H40ZM43 187H45V185L43 186ZM55 187V186H54ZM64 187H61V188H63L65 191L67 190V189H65ZM95 187V186H94ZM101 187V186H100ZM157 187V186H156ZM189 187V186H188ZM187 187V188H188ZM262 187V186H261ZM2 188V187H1ZM12 188V187H11ZM14 188V187H13ZM12 188V189H13ZM28 188H30V187H28ZM51 188V187H50ZM74 188V187H73ZM90 188V187H89ZM97 188H99V187H97ZM139 188V187H138ZM146 188V187H145ZM149 188H151V187H149ZM183 188V187H182ZM191 188V187H190ZM211 188V187H210ZM216 188V187H215ZM239 188V187H238ZM245 188V187H244ZM10 189V188H9ZM12 189H11V191H12ZM31 189H33V187L31 188ZM46 189V188H45ZM49 189V188H48ZM53 189V188H52ZM56 189V188H55ZM86 189L88 190V188L86 187ZM100 189V188H99ZM140 189V188H139ZM154 189V188H153ZM152 189V190H153ZM206 189V188H205ZM212 189V188H211ZM219 189H220V187H219ZM222 189V188H221ZM220 189V190H221ZM226 189V188H225ZM236 188H234L233 190H235ZM246 189V188H245ZM247 189H248V187H247ZM261 189V188H260ZM2 190V189H1ZM4 190V189H3ZM2 190V191H3ZM17 190V189H16ZM21 190V189H20ZM47 190V189H46ZM78 190V189H77ZM96 190V189H95ZM94 189H90V192H88V194H87V192H86V194H87V196L85 197V193L83 194L82 192H80V193H82L80 196H79V192H78V195H77V198H79L78 200H80L81 202L82 201H87L88 202V205H87V207L85 208V207H83V208H85V210L84 209H81V212H82V210H84V211H88V210H90L91 208H93V206L92 205H90V203H94V204H96V205H98V203H99V201L98 200H103L104 199V195L102 194V193H100V192H98V190L97 191H95ZM157 190H158V188H157ZM192 190V189H191ZM213 190V189H212ZM215 190V189H214ZM218 190V189H217ZM251 190V189H250ZM27 191H29V190H27ZM54 190H52V192H53ZM61 191H62V189H61ZM60 191V192H61ZM64 191V192H65ZM80 191V190H79ZM144 191V190H143ZM148 191V190H147ZM159 191V190H158ZM164 191V190H163ZM185 191H187V189L185 190ZM195 191V190H194ZM222 191V190H221ZM220 191V192H221ZM252 191V190H251ZM256 191V190H255ZM5 192V191H4ZM17 192V191H16ZM34 192V191H33ZM36 193H38L37 191H35ZM59 192V193H60ZM63 192V191H62ZM61 192V193H62ZM67 192H68V190H67ZM102 192V191H101ZM196 192V191H195ZM207 192H208V190H207ZM210 192V191H209ZM208 192V193H209ZM227 192V191H226ZM236 192H239V191H236ZM3 193V192H2ZM12 193H14V192H12ZM18 193V192H17ZM30 193V192H29ZM57 193H58V191H57ZM167 193V192H166ZM190 193V192H189ZM198 193V192H197ZM196 193V194H197ZM215 193V191H213V194ZM251 193V192H250ZM258 193V192H257ZM262 193V192H261ZM0 194H1V191H0ZM7 194V193H6ZM10 194V193H9ZM20 194V193H19ZM26 194V193H25ZM53 194V193H52ZM55 194V193H54ZM205 194V193H204ZM225 193H223V194H221V195H224ZM264 194V193H263ZM21 195H24V194H22L21 193ZM27 195V194H26ZM32 195V194H31ZM42 195H44V194H42ZM41 194H39V196H42ZM48 195V194H47ZM83 195V196H82ZM168 195V194H167ZM190 195V194H189ZM198 195V194H197ZM227 195V194H226ZM252 195V194H251ZM3 196V195H2ZM1 196V199L3 198ZM25 196V195H24ZM30 196V195H29ZM53 196V195H52ZM57 196V195H56ZM59 196V195H58ZM61 196H63V195H61ZM106 196H108V194H106ZM191 196V195H190ZM203 196H205V195H203ZM229 195H227V197H228ZM244 196V195H243ZM254 196V195H253ZM17 197V196H16ZM19 197V196H18ZM17 197V198H18ZM26 197V196H25ZM37 197V196H36ZM44 197V196H43ZM88 197V199H86ZM138 197L140 198V200H141V203L139 202V199H138ZM168 197V196H167ZM220 197V196H219ZM218 197V198H219ZM226 197V198H227ZM244 197H246L247 198V196H244ZM262 197V196H261ZM8 198H10L9 196H8ZM42 198V197H41ZM49 198V197H48ZM47 198V200H49ZM201 198V197H200ZM207 198V197H206ZM224 198V197H223ZM0 199V200H1ZM22 199H24V197L22 198ZM27 199V198H26ZM86 199V200H85ZM211 199H213V198H211ZM211 199H209V200H211ZM228 199V198H227ZM238 199V198H237ZM252 199V198H251ZM45 200H46V198H45ZM44 200V201H45ZM46 200V201H47ZM126 200H127V202H129V205L131 206V208L133 209V210H135V211H139V209H141L146 215L148 214V216L150 217V216H153L154 214H155V212H156V210H157V204H156V202H154V200H152L151 199V197L149 196V195H146V196H141V195H139V193H138V191H137V189L133 186V185H129V186H127V195H126ZM226 200V199H225ZM235 200V199H234ZM259 200H261V199H259ZM7 201V200H6ZM9 201H10V199H9ZM20 201H22V200H20ZM28 201V200H27ZM26 201V202H27ZM42 201V200H41ZM50 201H51V199H50ZM49 201V202H50ZM58 201V200H57ZM217 201V200H216ZM220 201V200H219ZM229 201H230V198H229ZM249 201V200H248ZM13 202H15V201H13ZM29 202V201H28ZM35 202V201H34ZM62 202V201H61ZM78 202V201H77ZM239 202V201H238ZM253 202H255V200L253 201ZM1 203H3V201H1ZM9 202H7V204H8ZM18 203V202H17ZM20 203H22V202H20ZM24 203H25V200H24ZM51 203V202H50ZM79 203V202H78ZM112 203V202H111ZM182 203V202H181ZM184 204H185V202H183ZM182 203V204H183ZM194 203V202H193ZM201 203H203V202H201ZM23 204V203H22ZM28 204V203H27ZM34 204V203H33ZM36 204V203H35ZM34 204V205H35ZM52 204V203H51ZM53 204H54V201H53ZM82 204V203H81ZM109 204H110V202H109ZM140 204H142V207L140 206ZM222 204V203H221ZM227 204V203H226ZM231 204H233V203H231ZM239 204V203H238ZM252 204V203H251ZM3 205V204H2ZM12 205V204H11ZM15 205V204H14ZM16 205H19L20 206V204H16ZM60 205V204H59ZM58 205V206H59ZM85 205H86V203H85ZM210 205V204H209ZM215 205V204H214ZM256 205V204H255ZM30 206V205H29ZM36 206H38L37 208H38V210H39V208H40V206H39V204L38 205H36ZM50 206H52V205H50ZM54 206V205H53ZM52 206V207H53ZM61 206V205H60ZM80 206V205H79ZM78 205L76 206L77 208L79 207ZM199 206H201V205H199ZM211 206H212V204H211ZM222 206V205H221ZM251 206V205H250ZM261 206V205H260ZM10 207V206H9ZM35 207V206H34ZM33 207V208H34ZM43 207H45V206H43ZM43 207H42V209L41 210H43L44 211V209H43ZM48 207V206H47ZM82 207V206H81ZM198 207V206H197ZM1 208V207H0ZM30 208V207H29ZM31 208H32V206H31ZM36 208V209H37ZM56 208V207H55ZM54 208V209H55ZM77 208H76V210H77ZM201 209H202V206L200 207ZM208 208H210V207H208ZM215 208V207H214ZM217 208V207H216ZM215 208V209H216ZM240 208V206L238 207V209ZM247 208V207H246ZM259 208H261V207H259ZM264 208V207H263ZM2 209V208H1ZM11 209H13V208H11ZM10 209V210H11ZM52 209V208H51ZM74 209V208H73ZM80 209V208H79ZM118 209V208H117ZM116 209V210H117ZM221 209V208H220ZM237 209V208H236ZM248 210H249V208H247ZM18 210V209H17ZM38 210H37V212H38ZM62 210H63V208H62ZM76 210L74 211V213L76 212ZM140 210V211H141ZM217 210V209H216ZM230 210V209H229ZM228 210V211H229ZM257 210H258V208H257ZM256 210V211H257ZM263 210V209H262ZM15 211V210H14ZM27 211H28V209H27ZM42 211V212H43ZM48 211V210H47ZM55 211V210H54ZM99 211V210H98ZM124 211V210H123ZM236 211V210H235ZM243 211V210H242ZM7 212H9L8 210H7ZM16 212V211H15ZM36 212V211H35ZM49 212H51L50 210H49ZM64 212V211H63ZM73 212V211H72ZM128 212V211H127ZM163 212V211H162ZM219 212H220V210H219ZM218 212V213H219ZM250 212V211H249ZM248 212V213H249ZM259 212V211H258ZM263 212V211H262ZM2 213V212H1ZM19 213V212H18ZM25 213H27V212H25ZM40 213V212H39ZM48 213V212H47ZM46 213V215H48ZM77 213V212H76ZM84 213V212H83ZM134 213V212H133ZM173 213V212H172ZM209 213V212H208ZM218 213H216L217 215H218ZM231 213V212H230ZM236 213H237V211H236ZM242 213V212H241ZM260 213V212H259ZM6 214H8V213H5V215ZM10 214H12L11 212H10ZM17 214V213H16ZM27 214H29V213H27ZM31 214V213H30ZM35 214V213H34ZM50 214H52V213H50ZM99 217L102 215V212H101V210L99 211ZM135 214V213H134ZM140 214V213H139ZM163 214V213H162ZM174 214V213H173ZM232 214H233V212H232ZM238 214V213H237ZM254 214V213H253ZM257 214V213H256ZM261 214V213H260ZM5 215H4V218H5ZM37 215V214H36ZM40 215V214H39ZM38 215V216H39ZM43 215V214H42ZM158 215V214H157ZM197 215H198V212H197ZM243 215V214H242ZM12 216V215H11ZM10 216V217H11ZM23 216H25V214L23 215ZM41 216V215H40ZM39 216V217H40ZM44 216H45V214L43 215V218H44ZM53 216V215H52ZM60 216H63V215H60ZM74 216V215H73ZM79 215H77V217H78ZM130 216H131V213H130ZM132 216H133V214H132ZM134 216H136V215H134ZM221 216V215H220ZM229 216V215H228ZM231 216V215H230ZM234 216V215H233ZM250 216V215H249ZM248 216V217H249ZM262 216V215H261ZM9 217V216H8ZM13 217H14V215H13ZM27 217V216H26ZM34 217V216H33ZM63 217H65V216H63ZM76 217V216H75ZM80 217V216H79ZM136 217H138V216H136ZM140 217V216H139ZM214 217V216H213ZM253 217V216H252ZM251 217V218H252ZM255 217H257V215L255 216ZM6 218H7V216H6ZM21 218V217H20ZM19 218V219H20ZM50 218H51V216H50ZM49 218V219H50ZM82 218V217H81ZM101 218V217H100ZM132 218V217H131ZM215 218V217H214ZM216 218H217V216H216ZM218 218H219V216H218ZM217 218V219H218ZM230 218V217H229ZM260 218V217H259ZM35 219V218H34ZM46 219V218H45ZM71 219V218H70ZM78 219V218H77ZM196 219V218H195ZM200 219V218H199ZM216 219V220H217ZM224 219V218H223ZM226 219V218H225ZM253 219V218H252ZM4 220V219H3ZM2 219H1V222L3 221ZM7 220V219H6ZM12 220V219H11ZM43 220V219H42ZM52 220V219H51ZM54 220V219H53ZM63 220V219H62ZM65 220V219H64ZM134 220V219H133ZM138 220H139V218H138ZM174 220V219H173ZM222 220V219H221ZM256 220V219H255ZM259 220V219H258ZM262 220V219H261ZM5 221V220H4ZM46 221V220H45ZM59 221H60V219H59ZM70 221V220H69ZM77 221V220H76ZM122 221V220H121ZM137 221V220H136ZM164 221V220H163ZM176 221V220H175ZM192 221V220H191ZM219 221V220H218ZM227 221V220H226ZM0 222V223H1ZM9 222V221H8ZM11 222V221H10ZM34 222V221H33ZM124 222V221H123ZM129 222V221H128ZM151 222V221H150ZM193 222V221H192ZM217 222V221H216ZM5 223H7V222H5ZM27 223V222H26ZM25 223V224H26ZM35 223H36V221H35ZM37 223H39V222H37ZM81 223V222H80ZM163 223V222H162ZM218 223V222H217ZM220 223V222H219ZM257 223V222H256ZM3 223H1V225H2ZM11 224H12V222H11ZM19 224V223H18ZM48 224V223H47ZM66 224V223H65ZM69 224V223H68ZM70 224H72V222H70ZM79 224V223H78ZM96 224V223H95ZM95 224H94V226H95ZM164 224V223H163ZM173 224H174V222H173ZM192 224H194V223H192ZM207 224V223H206ZM232 224V223H231ZM264 224V223H263ZM3 225H5V224H3ZM13 225V224H12ZM15 225V224H14ZM55 225V224H54ZM74 225V224H73ZM83 226H85L84 224H82ZM143 225V224H142ZM145 225V224H144ZM213 225V224H212ZM222 225V224H221ZM8 226H10V225H8V223H7V225H6V227H8ZM20 226V225H19ZM18 226V227H19ZM22 226V225H21ZM21 226H20V228H21ZM41 226V225H40ZM93 226V227H94ZM146 226V225H145ZM217 226V225H216ZM215 226V227H216ZM229 226V225H228ZM231 226V225H230ZM233 226V225H232ZM5 227V226H4ZM14 227V226H13ZM48 227V226H47ZM54 227V226H53ZM56 227V226H55ZM64 227V226H63ZM73 227V226H72ZM81 227V226H80ZM86 227V226H85ZM143 227V226H142ZM208 227V226H207ZM218 227V226H217ZM222 227V226H221ZM247 227V226H246ZM0 228H1V226H0ZM27 228V227H26ZM40 228V230H41V227H38V229ZM45 228V227H44ZM76 228V227H75ZM98 228H100V233L101 234H104V232L102 231V228H101V223H99L98 224ZM145 227H143V229H144ZM192 228H194V227H192ZM226 228V227H225ZM224 228V229H225ZM263 228V227H262ZM18 229V228H17ZM16 229V230H17ZM22 229V228H21ZM43 229V228H42ZM51 229V228H50ZM118 229L119 228H117V230L115 229V231H113V234H114V241H112V242H108L107 244H105L104 245V247H103V251H105L106 253H113V255L111 256V257H104V258H102L101 260H98V262H96L95 264H125L126 262H127V258H126V256L124 255V253H123V251L122 250H120V249H118V245H119V243H118V240H119V238L121 237V232H120V230L118 231ZM152 229V228H151ZM211 229V228H210ZM223 229V228H222ZM247 229H249V228H247ZM259 229V228H258ZM2 230V229H1ZM6 230H8V229H5V231ZM14 230V229H13ZM67 229H65V231H66ZM71 230V229H70ZM208 230V229H207ZM238 230V229H237ZM18 231V230H17ZM39 231V230H38ZM44 231H47V230H45L44 229ZM81 231V230H80ZM83 231V230H82ZM129 231V230H128ZM153 231V230H152ZM151 230H145V231H143V230H135L134 231V234H135V238H137L138 240H141V241H146L148 238L150 239V238H154L153 237V234L151 233L152 232ZM163 231V230H162ZM172 231V230H171ZM201 231V230H200ZM232 231H233V228H232ZM231 231V232H232ZM3 232V231H2ZM23 232V231H22ZM27 232H29V231H27ZM54 232V231H53ZM70 232V231H69ZM154 232V231H153ZM230 232V233H231ZM239 232H241V231H239ZM263 232V231H262ZM31 233V232H30ZM35 233V232H34ZM40 233H41V231H40ZM39 233V234H40ZM44 233V232H43ZM47 233V232H46ZM64 233H68L67 231L66 232H64ZM196 233V232H195ZM205 233V232H204ZM204 233H201V234H204ZM213 233H214V231H213ZM243 233V232H242ZM252 233V232H251ZM264 233V232H263ZM50 234L51 233H49L48 235L50 236ZM77 234V233H76ZM85 234V233H84ZM157 234V233H156ZM183 234V233H182ZM233 234H234V232H233ZM248 234V233H247ZM38 235V234H37ZM62 235V234H61ZM61 235H59L60 237H63V236H61ZM64 235H66V234H64ZM78 235V236H77ZM75 237H79L80 235L79 234H77ZM129 235V234H128ZM187 235V234H186ZM214 235V234H213ZM242 235V234H241ZM249 235V234H248ZM26 236V235H25ZM32 236H34V235H32ZM70 236V235H69ZM159 236L160 235H158V238L156 239V245H159L160 247H162L161 249H163V247H164V245H166L167 243H166V239L164 238V239H160L159 238ZM173 236V235H172ZM206 236H208V235H206ZM216 236V235H215ZM13 237V236H12ZM19 237V236H18ZM74 237V238H75ZM82 237H83V233H82ZM194 237V236H193ZM198 238H199V236H197ZM201 237V236H200ZM217 237V236H216ZM240 237V236H239ZM251 237V236H250ZM256 237V236H255ZM258 237H260V236H258ZM264 237V236H263ZM37 238V237H36ZM35 238V239H36ZM51 238V237H50ZM52 238H53V236H52ZM59 238V237H58ZM73 238V237H72ZM196 238V237H195ZM209 237H207V239H208ZM257 238V237H256ZM185 239V238H184ZM206 239V240H207ZM221 238L219 237V240H220ZM250 239V238H249ZM249 239H248V241H249ZM19 240V239H18ZM32 241H33V239H31ZM77 240V239H76ZM204 240V239H203ZM202 240V241H203ZM14 241H16V240H14ZM20 241V240H19ZM154 241H155V238H154ZM196 241V240H195ZM208 241V240H207ZM213 241V240H212ZM216 241V240H215ZM245 241H246V239H245ZM257 241H259V240H257ZM26 242V241H25ZM100 242V241H99ZM150 242V241H149ZM151 242H153V241H151ZM194 242V241H193ZM204 242H206V241H204ZM244 242V241H243ZM261 242V241H260ZM36 243H38V242H36ZM95 243V242H94ZM169 243V242H168ZM217 243H219V242H217ZM226 243H228V242H226ZM247 243V242H246ZM258 243V242H257ZM257 243H255V244H257ZM17 244V243H16ZM15 244V245H16ZM97 244V243H96ZM146 244H148V242L146 243ZM179 244V243H178ZM183 244V243H182ZM191 244H192V242H191ZM214 244V243H213ZM244 244V243H243ZM254 244V243H253ZM14 245V246H15ZM99 245H101V244H98V246ZM149 245V244H148ZM168 245V244H167ZM197 245V244H196ZM198 245H200V244H198ZM204 245V244H203ZM207 245H208V243H207ZM211 245V244H210ZM215 245V244H214ZM147 246V245H146ZM177 246V245H176ZM175 246V247H176ZM185 246V245H184ZM191 246V245H190ZM194 246V245H193ZM201 246V245H200ZM236 246V245H235ZM37 247V246H36ZM66 247V246H65ZM168 247V246H167ZM174 247V248H175ZM206 247V246H205ZM218 247V246H217ZM217 247H216V249H217ZM221 247H222V245H221ZM259 247V246H258ZM63 248H64V246H63ZM147 248H149V247H147ZM184 248V247H183ZM208 248V247H207ZM212 248V247H211ZM235 248V247H234ZM245 248V247H244ZM37 249H39V248H36V250ZM48 249V248H47ZM46 249V250H47ZM150 249V248H149ZM182 249V248H181ZM213 249H215V248H213ZM246 249V248H245ZM35 250V251H36ZM42 250V249H41ZM40 249H39V251H41ZM45 250V249H44ZM61 250V249H60ZM70 250V249H69ZM159 250V249H158ZM157 250V251H158ZM167 250V249H166ZM175 250V249H174ZM179 250H180V248H179ZM179 250H177V251H179ZM184 250V249H183ZM233 250V249H232ZM250 250V249H249ZM248 250V251H249ZM264 250V249H263ZM50 250H48V252H44L43 253V250H42V253H39L38 255H37V258H38V260H43V261H46V263L48 264L49 262L51 263L52 261H53V255H52V252L50 253L49 252ZM54 251V250H53ZM71 251V250H70ZM122 251V252H121ZM151 251V250H150ZM185 251V250H184ZM189 251V250H188ZM200 251V250H199ZM203 251H207V250H204L203 249ZM209 251V250H208ZM208 251H207V253H208ZM211 251V250H210ZM234 251V250H233ZM252 251V250H251ZM80 252V251H79ZM155 252H156V249H155ZM190 252V251H189ZM201 252V251H200ZM220 252V251H219ZM264 252V251H263ZM37 253V252H36ZM73 253V252H72ZM72 253H69V255L71 254L72 255ZM81 253V252H80ZM85 253V252H84ZM90 253V252H89ZM92 253V252H91ZM150 253V252H149ZM157 253V252H156ZM159 253V252H158ZM157 253V254H158ZM214 253V252H213ZM246 253V252H245ZM73 254H75V253H73ZM77 254L79 255V253L77 252ZM82 254V253H81ZM86 254L88 255V253L86 252ZM93 254V253H92ZM91 254V255H92ZM148 254V253H147ZM157 254H156V256H157ZM183 254H185V253H183ZM187 254V253H186ZM194 254V253H193ZM209 254H210V252H209ZM241 254V253H240ZM248 254V253H247ZM86 255V256H87ZM90 255V256H91ZM140 255H142L141 253H140ZM145 255V254H144ZM143 255V256H144ZM149 255V254H148ZM159 255V254H158ZM168 253L166 254V252L164 251V252H161L160 253V255L156 258V257H150L149 259H148V262H146V261H143V263L144 262H146V264H169V259H168ZM175 255V254H174ZM214 255V254H213ZM63 256H66V254L64 255L63 254ZM77 256V255H76ZM85 256V257H86ZM94 256H95V254H94ZM152 256V255H151ZM154 256V255H153ZM187 256V255H186ZM197 256H198V254H197ZM211 256V255H210ZM216 256H218V255H216ZM245 256V255H244ZM78 257V256H77ZM81 257H82V255H81ZM136 257V256H135ZM134 257V258H135ZM200 257H202L201 255H200ZM212 257V256H211ZM220 257V256H219ZM248 257V256H247ZM33 257L31 256V259H32ZM64 258V257H63ZM67 258H68V256H67ZM65 259V260H63L61 263L59 262L58 264H75L76 263V261H75V263H73V261L74 260H71L72 259V257H71V259ZM75 258V257H74ZM89 258V257H88ZM88 258H84V259H88ZM133 258V259H134ZM138 258H140V257H138ZM137 258V259H138ZM170 258V257H169ZM180 258H182V255L180 256ZM179 258V259H180ZM183 258H184V256H183ZM195 258H197V257H195ZM199 258V257H198ZM214 258V257H213ZM260 258H261V256H260ZM35 259V258H34ZM80 259H82V258H80ZM147 258H144V260H146ZM185 259V258H184ZM186 259H187V257H186ZM206 259V258H205ZM219 259V258H218ZM221 259V258H220ZM29 260V259H28ZM37 260V259H36ZM55 260V259H54ZM77 260V259H76ZM130 260V259H129ZM182 260V259H181ZM200 260V259H199ZM210 260H212V259H210ZM209 260V261H210ZM48 261V262H47ZM57 261V260H56ZM78 261V260H77ZM80 261V260H79ZM85 261V260H84ZM90 261H92V259H90ZM97 261V260H96ZM179 261V260H178ZM203 261V260H202ZM201 261V262H202ZM204 261H206V260H204ZM208 261V262H209ZM238 261V260H237ZM264 261V260H263ZM4 262V261H3ZM136 262H137V260H136ZM171 262V261H170ZM182 262V261H181ZM184 262V261H183ZM182 262V263H183ZM189 262V261H188ZM201 262H199V263H201ZM220 261H218V263H219ZM1 263V262H0ZM6 263V262H5ZM33 263V262H32ZM79 263V262H78ZM78 263H76V264H78ZM193 263V262H192ZM205 262H203V264H204ZM211 263H212V261H211ZM217 263V264H218ZM227 263H229V262H227ZM246 263V262H245ZM251 263V262H250ZM82 264H84V263H82ZM185 264H187V263H185ZM190 264V263H189ZM206 264H209V263H206ZM223 264V263H222ZM231 264V263H230ZM234 264V263H233Z\"/></svg>",
	"mask_w": 264,
	"mask_h": 264
}]
</instances>
